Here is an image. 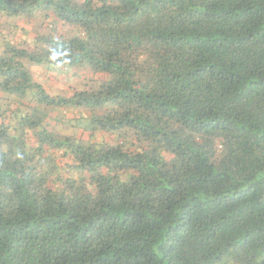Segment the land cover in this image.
Instances as JSON below:
<instances>
[{
    "label": "trees",
    "instance_id": "16d2710c",
    "mask_svg": "<svg viewBox=\"0 0 264 264\" xmlns=\"http://www.w3.org/2000/svg\"><path fill=\"white\" fill-rule=\"evenodd\" d=\"M0 19L33 24L0 44V264H264V0ZM39 67L85 82L50 94Z\"/></svg>",
    "mask_w": 264,
    "mask_h": 264
},
{
    "label": "rangeland",
    "instance_id": "374dc122",
    "mask_svg": "<svg viewBox=\"0 0 264 264\" xmlns=\"http://www.w3.org/2000/svg\"><path fill=\"white\" fill-rule=\"evenodd\" d=\"M0 24H2V36H0V44L3 40H12V41H20L25 39V32H33V24L31 22H27L23 19H17L14 21L13 25H6L2 19H0ZM12 30L13 33H9L10 30ZM16 29V30H15ZM46 30H43L42 33H46ZM84 73H81L80 76H72L71 73H59V72H48L44 68H37L35 76L36 79L46 88L51 90L50 94H58V95H67L71 91H73L76 88H79L81 86L82 82H85L83 80L82 75ZM64 113V112H63ZM60 113V114H63ZM56 114V113H55ZM64 115V114H63ZM57 123V121L54 120L53 124ZM65 129V126L62 125L60 129ZM66 132H70L69 127L67 126V129H65Z\"/></svg>",
    "mask_w": 264,
    "mask_h": 264
}]
</instances>
